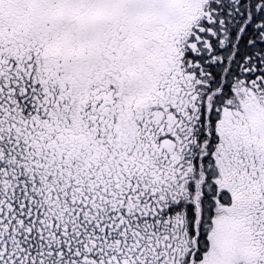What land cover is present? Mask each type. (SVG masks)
<instances>
[{
  "label": "snow or ice",
  "instance_id": "obj_1",
  "mask_svg": "<svg viewBox=\"0 0 264 264\" xmlns=\"http://www.w3.org/2000/svg\"><path fill=\"white\" fill-rule=\"evenodd\" d=\"M0 264H264V0H0Z\"/></svg>",
  "mask_w": 264,
  "mask_h": 264
}]
</instances>
